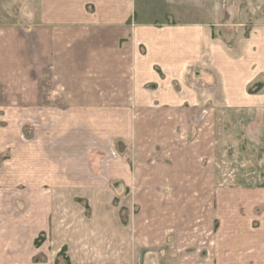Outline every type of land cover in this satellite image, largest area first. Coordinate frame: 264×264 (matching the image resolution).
<instances>
[{
    "label": "crops",
    "instance_id": "obj_1",
    "mask_svg": "<svg viewBox=\"0 0 264 264\" xmlns=\"http://www.w3.org/2000/svg\"><path fill=\"white\" fill-rule=\"evenodd\" d=\"M63 249L264 264V0H1L0 264Z\"/></svg>",
    "mask_w": 264,
    "mask_h": 264
},
{
    "label": "rangeland",
    "instance_id": "obj_2",
    "mask_svg": "<svg viewBox=\"0 0 264 264\" xmlns=\"http://www.w3.org/2000/svg\"><path fill=\"white\" fill-rule=\"evenodd\" d=\"M0 2H1V0H0ZM62 251H63V253L61 254V257L59 259H57V263H55V264H72V263H70V259L65 257V255H66L65 249H63Z\"/></svg>",
    "mask_w": 264,
    "mask_h": 264
},
{
    "label": "trees",
    "instance_id": "obj_3",
    "mask_svg": "<svg viewBox=\"0 0 264 264\" xmlns=\"http://www.w3.org/2000/svg\"><path fill=\"white\" fill-rule=\"evenodd\" d=\"M259 85V84H258ZM253 88H255V87H253ZM252 90V89H251Z\"/></svg>",
    "mask_w": 264,
    "mask_h": 264
}]
</instances>
